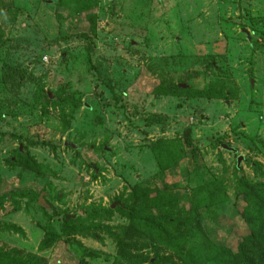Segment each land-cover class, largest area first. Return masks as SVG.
<instances>
[{"label": "rangeland", "instance_id": "1", "mask_svg": "<svg viewBox=\"0 0 264 264\" xmlns=\"http://www.w3.org/2000/svg\"><path fill=\"white\" fill-rule=\"evenodd\" d=\"M179 81L225 97L152 92ZM260 183L264 0H0V194L38 193L0 206V249L233 264Z\"/></svg>", "mask_w": 264, "mask_h": 264}, {"label": "trees", "instance_id": "2", "mask_svg": "<svg viewBox=\"0 0 264 264\" xmlns=\"http://www.w3.org/2000/svg\"><path fill=\"white\" fill-rule=\"evenodd\" d=\"M88 50H90L89 46ZM90 59V58H89ZM187 81L179 82H169V83H157L152 92L155 95H170L176 96L179 94H188L194 97H206V98H221L225 97V93L222 90H215L214 88L208 90H201L197 88H192ZM183 142L185 146L188 147L190 151V156L193 161L197 160V146L193 142L189 130H185V135L183 137ZM150 147L157 150L160 147L159 143H152ZM27 162L31 167L39 169L38 164L33 158H27ZM243 190L247 191L248 187L244 186L242 183ZM258 190V194H253L250 190L249 196L251 199L246 201L245 220L249 227L250 233L243 237L237 244L235 255L232 256L233 264H264V183L258 184L256 187L252 186ZM38 193L32 188L24 189H11L5 194H0V206L5 202H11L16 204L17 200L28 199L31 201L37 200ZM255 215L252 216V211L250 203H255ZM122 212L128 217L134 219L138 216L135 210L130 207H124ZM143 213L141 210L139 214ZM251 214V215H250ZM14 229L8 224H0V232ZM119 254L122 259L131 262H147L150 261L149 258L143 257L140 254L134 252H129L127 249L129 245L123 241L119 240L117 242ZM154 261L152 264H155ZM0 264H38L34 257H22L14 250L5 251L0 249Z\"/></svg>", "mask_w": 264, "mask_h": 264}, {"label": "water", "instance_id": "3", "mask_svg": "<svg viewBox=\"0 0 264 264\" xmlns=\"http://www.w3.org/2000/svg\"><path fill=\"white\" fill-rule=\"evenodd\" d=\"M222 147L225 148V149H228V150H233L232 148H230L229 146L225 145V144H222ZM242 160V157H239L238 158V162H237V165L240 164V161Z\"/></svg>", "mask_w": 264, "mask_h": 264}]
</instances>
